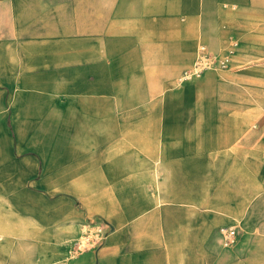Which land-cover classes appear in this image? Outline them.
Here are the masks:
<instances>
[{"label": "crops", "instance_id": "crops-1", "mask_svg": "<svg viewBox=\"0 0 264 264\" xmlns=\"http://www.w3.org/2000/svg\"><path fill=\"white\" fill-rule=\"evenodd\" d=\"M202 46L228 68L177 82ZM234 254L264 256V0H0V264Z\"/></svg>", "mask_w": 264, "mask_h": 264}, {"label": "built area", "instance_id": "built-area-1", "mask_svg": "<svg viewBox=\"0 0 264 264\" xmlns=\"http://www.w3.org/2000/svg\"><path fill=\"white\" fill-rule=\"evenodd\" d=\"M230 65V57L229 55H224L222 57H215L211 54L206 47L202 46L199 50V54L197 56L196 61L190 69H187L183 72L182 76L179 78L180 83L192 80L194 78L201 77L206 71L211 68H228ZM220 233L223 236V241L226 246L230 243L236 241L238 237L239 231L235 227H223L220 229ZM91 238H87L86 240H90Z\"/></svg>", "mask_w": 264, "mask_h": 264}, {"label": "rangeland", "instance_id": "rangeland-1", "mask_svg": "<svg viewBox=\"0 0 264 264\" xmlns=\"http://www.w3.org/2000/svg\"><path fill=\"white\" fill-rule=\"evenodd\" d=\"M191 67H192V66H191ZM191 67H190V68H191ZM190 68H188V69H190ZM215 69L221 70L222 68H211V69H209L208 71H210V70H215ZM225 69H226V68H225ZM186 70H187V69H186ZM186 70H185V71H186ZM206 72H207V71H206ZM182 74H183V73H181V74L179 75V78L182 76ZM177 82L180 83V80L178 79ZM185 82H186V81H185ZM138 85H139V83H138ZM136 87H137V83L132 82L131 80L128 79V82H127V90L129 91V90L134 89V88H136ZM235 228H236V227H235ZM236 239H237V238H236ZM236 243H237V241H234V242L230 243L228 246H226V245L224 244V248H226V249H231V248L235 247ZM224 264H264V256L261 257V258H256V257H255V258L248 259L247 256L244 255V254H243V255H236V254H234V257H233V258L228 259V260L225 259Z\"/></svg>", "mask_w": 264, "mask_h": 264}]
</instances>
